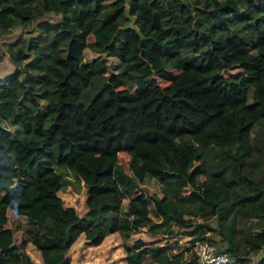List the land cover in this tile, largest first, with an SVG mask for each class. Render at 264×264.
<instances>
[{
	"label": "trees",
	"instance_id": "16d2710c",
	"mask_svg": "<svg viewBox=\"0 0 264 264\" xmlns=\"http://www.w3.org/2000/svg\"><path fill=\"white\" fill-rule=\"evenodd\" d=\"M32 23L34 35L0 43L15 65L0 77V264H34L29 244L43 264H67L81 235L93 246L143 228L174 236L198 218L217 228L186 231L193 245L212 241L203 226L231 264L259 253L264 0H0V38ZM147 177L160 182L153 206L133 196ZM83 185L80 214L59 190ZM9 208L26 222L8 226ZM126 264L205 263L138 237Z\"/></svg>",
	"mask_w": 264,
	"mask_h": 264
},
{
	"label": "rangeland",
	"instance_id": "374dc122",
	"mask_svg": "<svg viewBox=\"0 0 264 264\" xmlns=\"http://www.w3.org/2000/svg\"><path fill=\"white\" fill-rule=\"evenodd\" d=\"M47 18L50 20H55L58 18V16L50 13L47 15ZM36 32L37 30L34 23L29 26L18 25L14 27L8 34L3 35L0 38V43H5L6 41H18L19 39H22L24 37H30ZM88 41L89 43H92L94 41V36L92 33L88 35ZM0 50L3 55V59L0 62V77H4L15 71V65L10 60L9 54L5 50L4 46L1 45ZM91 56H93V53L89 51V49L86 50V58L89 59V57ZM109 61L111 62L112 58H109ZM241 71L242 69L238 67L234 69H225L223 73L226 75L237 76L241 73ZM160 81L163 85H168V81L163 79H161ZM250 99L253 101L251 95ZM42 102L43 104L45 103V101ZM119 160L124 165L126 171L132 173L129 167L130 155L127 152L122 151L119 153ZM54 177L56 179L55 175ZM50 180L51 179H46L45 185H48L50 183ZM84 188L85 185H83V189L80 192L75 191L72 187H68L64 190H59V194L62 196L64 203L66 205H75L78 208L80 214H84L87 211L84 198ZM54 189L56 191L57 187L55 186ZM185 191L188 192L189 188H186ZM140 193H145L149 205L153 206V201L150 196L153 194L162 195L159 180L154 177H147L144 181L139 183V187L133 192V196H137ZM54 197V193L53 195L51 193L46 196L45 200H47L49 203L48 198L54 199ZM124 201L127 202V199H125ZM48 206L50 207L51 211L54 212V209L50 206V204ZM7 213L8 226H14L15 223L20 219L26 222V219L24 217L19 216L12 209H8ZM204 222H208L212 227L217 228V221L215 218H211L208 221H204L201 218H198L194 222L195 224H193V226H191L190 228H181L178 225H175L176 233L174 236H168L165 234L153 235L148 232L147 228H143L139 232L132 234L127 239H123L119 233L111 234L100 245L97 246L89 245L86 242L84 235H81L69 251L67 264H126L127 248H132L134 240L138 237H142L143 239H145L147 244L165 247L170 253H184L185 255L190 256L195 254L194 245L192 244L191 239L198 237V231L201 229L197 228ZM201 227L206 231L204 236L207 239L212 240L210 242H213L220 250L226 249V241L216 230H210L203 226ZM189 229H197L198 231L193 236H190L186 233V231H189ZM22 233V230L16 231L17 243L20 242ZM27 252L34 260V264H43L41 253L33 244L28 245ZM261 258H264V246L259 253L249 256L246 264H258Z\"/></svg>",
	"mask_w": 264,
	"mask_h": 264
},
{
	"label": "built area",
	"instance_id": "2783aa9c",
	"mask_svg": "<svg viewBox=\"0 0 264 264\" xmlns=\"http://www.w3.org/2000/svg\"><path fill=\"white\" fill-rule=\"evenodd\" d=\"M194 251L200 262L205 264H231L236 262L225 250H220L210 241H197Z\"/></svg>",
	"mask_w": 264,
	"mask_h": 264
},
{
	"label": "water",
	"instance_id": "95a60500",
	"mask_svg": "<svg viewBox=\"0 0 264 264\" xmlns=\"http://www.w3.org/2000/svg\"><path fill=\"white\" fill-rule=\"evenodd\" d=\"M1 126H2V127H5V122H2V123H1Z\"/></svg>",
	"mask_w": 264,
	"mask_h": 264
},
{
	"label": "crops",
	"instance_id": "0c3cea01",
	"mask_svg": "<svg viewBox=\"0 0 264 264\" xmlns=\"http://www.w3.org/2000/svg\"><path fill=\"white\" fill-rule=\"evenodd\" d=\"M10 209V208H9ZM114 234V233H113Z\"/></svg>",
	"mask_w": 264,
	"mask_h": 264
}]
</instances>
